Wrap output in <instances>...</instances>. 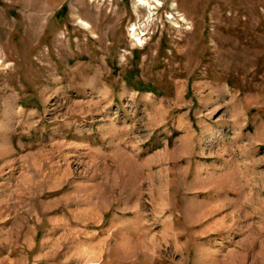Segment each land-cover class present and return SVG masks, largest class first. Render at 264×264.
Instances as JSON below:
<instances>
[{
    "label": "rangeland",
    "instance_id": "obj_1",
    "mask_svg": "<svg viewBox=\"0 0 264 264\" xmlns=\"http://www.w3.org/2000/svg\"><path fill=\"white\" fill-rule=\"evenodd\" d=\"M0 264H264V0H0Z\"/></svg>",
    "mask_w": 264,
    "mask_h": 264
}]
</instances>
